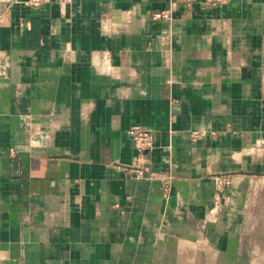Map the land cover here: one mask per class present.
<instances>
[{
    "label": "crops",
    "instance_id": "0c3cea01",
    "mask_svg": "<svg viewBox=\"0 0 264 264\" xmlns=\"http://www.w3.org/2000/svg\"><path fill=\"white\" fill-rule=\"evenodd\" d=\"M210 1L0 0V264H241L264 0ZM132 126L152 135L139 161Z\"/></svg>",
    "mask_w": 264,
    "mask_h": 264
},
{
    "label": "built area",
    "instance_id": "2783aa9c",
    "mask_svg": "<svg viewBox=\"0 0 264 264\" xmlns=\"http://www.w3.org/2000/svg\"><path fill=\"white\" fill-rule=\"evenodd\" d=\"M212 5L219 2V0L210 1ZM32 6H38L40 0H30ZM150 19L153 21L158 20H170L169 12H153L150 15ZM126 134L131 139L133 146L136 150V160L139 161L145 157L146 153L152 148V135L151 132L141 126H132L127 129ZM194 138L198 137V133H193ZM129 175H131L136 180H149L153 177V174L148 171L147 168H141L136 166L129 170ZM229 179L225 176H215L213 178V196H212V208L210 214L217 215L223 206L224 191L229 186ZM170 181H163V196L167 198L170 192Z\"/></svg>",
    "mask_w": 264,
    "mask_h": 264
},
{
    "label": "rangeland",
    "instance_id": "374dc122",
    "mask_svg": "<svg viewBox=\"0 0 264 264\" xmlns=\"http://www.w3.org/2000/svg\"><path fill=\"white\" fill-rule=\"evenodd\" d=\"M253 219L241 254V264H264V183L253 184L249 192Z\"/></svg>",
    "mask_w": 264,
    "mask_h": 264
}]
</instances>
